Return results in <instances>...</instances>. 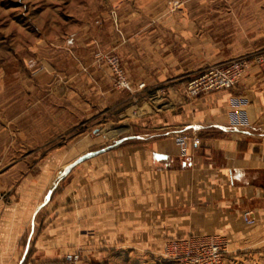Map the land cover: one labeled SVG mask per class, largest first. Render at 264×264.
Returning a JSON list of instances; mask_svg holds the SVG:
<instances>
[{
	"label": "crops",
	"instance_id": "0c3cea01",
	"mask_svg": "<svg viewBox=\"0 0 264 264\" xmlns=\"http://www.w3.org/2000/svg\"><path fill=\"white\" fill-rule=\"evenodd\" d=\"M119 8L124 39L114 47L134 91L127 128L91 155L84 146L73 167L67 157L60 194H40L39 180L52 173H30L0 198V264H21L29 251L56 260L77 250L80 264H101L119 247L162 253L169 239L214 234L230 242L227 264H264V67L252 65L233 89L185 92L209 65L264 48L258 2L124 0ZM237 96L246 104L231 108ZM243 108L248 123L237 125L230 111ZM179 135L201 143L184 156ZM43 164L57 163L48 156Z\"/></svg>",
	"mask_w": 264,
	"mask_h": 264
},
{
	"label": "rangeland",
	"instance_id": "374dc122",
	"mask_svg": "<svg viewBox=\"0 0 264 264\" xmlns=\"http://www.w3.org/2000/svg\"><path fill=\"white\" fill-rule=\"evenodd\" d=\"M122 1L0 0V198L3 201L16 194V184L30 173L34 178L52 173L51 177L48 175L50 179L46 173L39 180V185L45 184L40 194L48 198L60 194L70 171L69 163L63 161L70 158L73 167L84 146H90L87 152L91 155L98 145L105 147L108 140L125 132L129 117L127 103L134 91L114 47L117 37L124 39L119 24ZM175 1L179 2L173 0L174 4ZM251 1L258 2V39H261L264 0ZM258 51L264 52V48ZM115 63L123 69V80L128 81L131 89L119 85L121 78L114 70ZM104 83L116 90L121 103H110L108 99L116 92L105 90ZM48 156L58 167L54 164L53 170H42ZM20 161L23 169L12 170ZM37 163H40L38 168ZM165 252V246L162 253L119 247L112 251L111 261L101 264H177ZM71 253H79L81 261V250ZM29 261L40 259L33 258L29 251L21 264Z\"/></svg>",
	"mask_w": 264,
	"mask_h": 264
},
{
	"label": "built area",
	"instance_id": "2783aa9c",
	"mask_svg": "<svg viewBox=\"0 0 264 264\" xmlns=\"http://www.w3.org/2000/svg\"><path fill=\"white\" fill-rule=\"evenodd\" d=\"M179 4L175 1V5ZM264 67V52H252L246 55L218 62L206 67L200 74L191 78L186 85V96L190 99L221 90H229L236 87L242 80L246 71L252 65ZM114 70L121 81L119 85L131 89L126 79L123 80L124 71L115 63ZM144 83L140 84V88ZM246 104V99L242 96L233 98L232 107L238 108ZM245 108L230 111V119L233 123L246 124L248 122L241 119L245 114ZM240 116V117H238ZM181 147L182 154H188L189 144L199 145L200 139L179 135L175 138ZM244 221L248 224L254 222L251 212L243 214ZM229 240L221 235L189 236L186 238H175L169 240L166 245V256L173 258L177 264H227L226 256L229 253ZM79 253H68L59 261H29L27 264H79Z\"/></svg>",
	"mask_w": 264,
	"mask_h": 264
}]
</instances>
